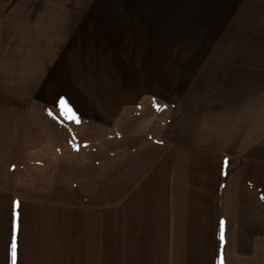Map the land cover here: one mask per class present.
<instances>
[{"label": "crops", "instance_id": "0c3cea01", "mask_svg": "<svg viewBox=\"0 0 264 264\" xmlns=\"http://www.w3.org/2000/svg\"><path fill=\"white\" fill-rule=\"evenodd\" d=\"M170 6L198 16L222 11L210 0ZM88 7L0 4V264H14L13 243L15 264H99L103 257L105 264H264V133L236 106L229 123L226 103L217 104V124L173 107L163 134L168 147L149 171L139 172L133 190L103 212L91 202L29 194L65 187L53 174L66 169L51 157H76V128L113 126L117 118L107 120L99 101L82 100L86 69L73 54L110 51L104 45L113 32L98 28L135 21L118 15L100 26L98 6ZM99 7L119 14L151 6ZM146 21L139 19L143 30L161 28ZM74 165L73 172L80 171Z\"/></svg>", "mask_w": 264, "mask_h": 264}, {"label": "rangeland", "instance_id": "374dc122", "mask_svg": "<svg viewBox=\"0 0 264 264\" xmlns=\"http://www.w3.org/2000/svg\"><path fill=\"white\" fill-rule=\"evenodd\" d=\"M181 1L0 0L2 5L67 6L66 10L80 11L97 5L100 26L113 24L118 15L123 21H135L128 27L122 23L119 28H98L113 32L104 45L110 51L76 50L73 54L76 60L82 56L80 63L86 69L81 76L82 100L99 101L103 113L110 114L107 120L117 116L113 126L86 123L76 128V157H51L52 163L66 169V173L53 174L65 187L28 190L29 194L59 197L67 203L91 202L99 212L119 204L133 190L139 172L149 171L168 147L163 134L173 107L217 124V104L226 103L229 123L235 120L236 106L242 116L249 112L257 133H264V0H235L230 5L210 0L213 9H222L211 12V17L170 11L177 10L170 5ZM99 5L151 7L143 13L117 14ZM81 16L89 21L91 14ZM139 19L147 20L145 26L155 23L161 28L143 30ZM55 31L50 29L52 39L57 38ZM74 163L81 165L80 171L73 172ZM104 236L101 232L98 238ZM99 264H105L104 257Z\"/></svg>", "mask_w": 264, "mask_h": 264}, {"label": "snow or ice", "instance_id": "6c2138e0", "mask_svg": "<svg viewBox=\"0 0 264 264\" xmlns=\"http://www.w3.org/2000/svg\"><path fill=\"white\" fill-rule=\"evenodd\" d=\"M61 103H62V106L67 107L66 102L62 101ZM69 111H70V109H69ZM73 118H74V115H73ZM12 253H13V261L15 264V257H16V245H15V243H13V245H12Z\"/></svg>", "mask_w": 264, "mask_h": 264}]
</instances>
